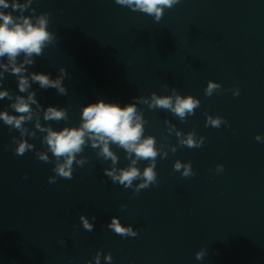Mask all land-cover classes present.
<instances>
[{"label": "water", "instance_id": "1", "mask_svg": "<svg viewBox=\"0 0 264 264\" xmlns=\"http://www.w3.org/2000/svg\"><path fill=\"white\" fill-rule=\"evenodd\" d=\"M31 7L51 13L49 30L58 42L29 71L52 78L61 67L68 73L66 96L32 85L45 108L68 109V121L42 123L57 130L78 126L88 103L123 106L175 88L198 98L200 107L181 122L169 111L138 104L148 121L145 135L155 136L157 147L177 146L168 120L205 140L158 158L159 184L134 195L104 175L111 162L98 159L90 146L82 153L88 163L74 165L73 179L49 183L54 164L38 160L34 151L15 155L12 137L19 132L0 121V264H95L97 251L101 264H108V253L111 264H264V139H255L264 137V0H181L159 22L114 0H34ZM209 80L222 86L211 97L204 94ZM3 87L21 94L11 74ZM9 104L0 100V110ZM206 113L224 117L230 127H205ZM27 139L45 150L39 132ZM113 150L118 167L127 166L123 150ZM177 159L191 161L195 175L175 172ZM217 164L224 166L219 174ZM81 214L93 231L83 229ZM113 216L138 235L115 234L107 227ZM202 248L208 254L197 260Z\"/></svg>", "mask_w": 264, "mask_h": 264}, {"label": "clouds", "instance_id": "2", "mask_svg": "<svg viewBox=\"0 0 264 264\" xmlns=\"http://www.w3.org/2000/svg\"><path fill=\"white\" fill-rule=\"evenodd\" d=\"M34 0H0V100L5 98L10 104L0 110V121L19 132V137L13 136L15 145L13 152L17 156H23L28 151H34L38 160L52 163V171L55 175L48 178L49 183H55L57 177L73 179L74 165L83 167L88 163V157L82 155L86 147L95 150L98 159L110 161L111 166L103 169L114 184H119L125 189L131 188L136 195L142 189H147L159 184L156 171L157 159H165L171 153L177 151V147L199 148L203 145L205 137H197L195 131L181 132L165 120L168 125L167 133L174 134L177 138V146L163 144L157 147L156 137L145 135V125L148 123L143 111L138 104L147 105L149 109H162L171 112L184 122L188 116L194 115L200 107V100L192 95H181L172 88L171 95H158L152 92L150 96H136L131 103L120 105L115 102H106L101 99L94 103L83 105L80 109V122L78 126H65L54 129L50 123L45 122L68 121V109L60 106H48L45 108L37 99L33 84H38L40 89H55L58 95L66 96L68 89L64 80L68 73L64 67L58 69V74L52 78L50 73L29 71L35 66L36 57L44 54L49 46L57 44L56 33L49 30L51 13H36L31 7ZM117 5L127 7L133 12H141L151 16L155 22H159L166 9H172L181 0H114ZM11 9V11H6ZM28 11L31 14L25 15ZM18 12V15H13ZM6 74L16 77L18 92L13 94L3 84ZM165 88L169 87L167 84ZM222 90L220 83L209 80L204 94L211 97ZM233 95H239V88L233 90ZM11 109L10 112L8 109ZM205 127L220 128L222 124L228 125V121L222 116L207 115ZM34 123V128L26 125ZM230 127V125H228ZM37 132L41 134V144L45 150L35 149L28 137L36 138ZM167 140V137L164 138ZM255 139H264L257 134ZM113 146L123 150L125 159L129 161L125 167H118L119 155L113 150ZM51 153V156L49 155ZM141 161H147L146 166H138ZM175 172H180L183 178L195 175L191 161L182 162L177 159L173 165ZM216 173L224 171L222 164H217ZM126 205H121V210ZM96 217H92L95 220ZM79 220L84 230L91 232L94 224L83 214ZM107 227L115 234L127 238L136 237L138 231L132 225H124L119 217L113 216ZM206 249L195 253L197 260H202L207 255ZM102 253L97 251L93 260L95 264H101ZM104 260L111 264L112 255H104ZM88 264H92L89 261Z\"/></svg>", "mask_w": 264, "mask_h": 264}]
</instances>
